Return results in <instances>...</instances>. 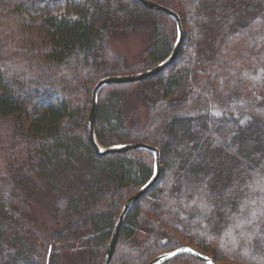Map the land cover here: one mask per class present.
<instances>
[{"label": "trees", "instance_id": "trees-1", "mask_svg": "<svg viewBox=\"0 0 264 264\" xmlns=\"http://www.w3.org/2000/svg\"><path fill=\"white\" fill-rule=\"evenodd\" d=\"M150 1L179 16L183 40L158 74L97 95L101 148L141 143L160 155L159 178L125 216L110 264H148L183 247L215 264H264L262 0ZM137 30L149 46L130 67L107 43ZM176 39L170 17L134 0H0V264H65L76 248L73 260L102 263L155 161L145 150L94 153L91 91L157 66ZM132 95L144 118L136 109L126 125ZM35 180L51 196L43 228L27 199ZM162 264L203 263L180 254Z\"/></svg>", "mask_w": 264, "mask_h": 264}, {"label": "water", "instance_id": "water-1", "mask_svg": "<svg viewBox=\"0 0 264 264\" xmlns=\"http://www.w3.org/2000/svg\"><path fill=\"white\" fill-rule=\"evenodd\" d=\"M134 1H136L137 3H139L141 6H143L146 9H149L151 11H154L159 14L170 17L176 24L177 40H176V43L170 55L163 62L153 67L152 69L147 70L142 73L135 74V75L110 76V77L102 78L95 84V86L93 87L91 91L90 107H89V113L87 117V134H88V139L93 148L94 153L97 156H105V155L115 154V153H126V152L137 151V150H145V151L150 152L153 155L154 161H155L154 162V173L151 179L140 190H138L136 193L131 195L123 204L121 211L118 215L117 221L114 225V228H113L109 243L107 245V248L105 250V253L103 255L101 264H110L121 226L124 222L125 216L127 215L129 209L156 183L157 179L159 178L160 155H159V151L157 148L151 147L146 144H141V143H133V144L123 145V146L110 147L106 149L101 148L97 144V141L95 139V134H94L97 95L100 89L105 86L136 83V82L143 81L146 78H149V77H152L158 74L165 67L170 65L175 60L177 53L179 51V47L183 40L182 24H181L179 16L174 11L164 6H161L155 2H152L150 0H134ZM180 254H188L194 257L195 259H197L198 261L202 262L203 264H215V262L211 258L189 247H183L175 251H172L170 253L160 255L159 257L150 261L148 264H162L165 261L170 260L173 257L180 255Z\"/></svg>", "mask_w": 264, "mask_h": 264}, {"label": "rangeland", "instance_id": "rangeland-1", "mask_svg": "<svg viewBox=\"0 0 264 264\" xmlns=\"http://www.w3.org/2000/svg\"><path fill=\"white\" fill-rule=\"evenodd\" d=\"M262 4L264 14V0H262ZM107 44L114 56L123 59L126 66L131 67L137 66L144 61L145 53L149 46V40L147 32L144 30H137L127 35H114L109 39ZM136 109H139L141 112V105L132 95L123 109V119L126 125H129L130 114ZM139 118L141 120L144 118L143 111L140 113ZM2 166L3 163L0 159V174L3 172L1 170ZM27 199L31 204L30 207L33 222L39 225V228H43L44 224H48L52 221L51 196L48 191L45 190L42 182L35 180V185L32 188V191H30ZM244 229L245 227H241L240 230ZM222 242L228 246H231L232 244L227 238L222 239ZM74 250L75 253H77L78 248ZM74 250L68 251L67 256H63L65 264H93L92 262L87 263V261L84 263L76 258L73 260L70 254L73 253Z\"/></svg>", "mask_w": 264, "mask_h": 264}]
</instances>
